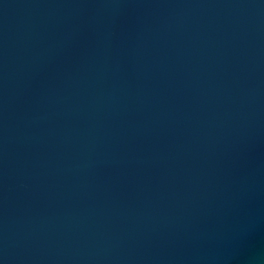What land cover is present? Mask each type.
<instances>
[{
  "label": "water",
  "instance_id": "obj_1",
  "mask_svg": "<svg viewBox=\"0 0 264 264\" xmlns=\"http://www.w3.org/2000/svg\"><path fill=\"white\" fill-rule=\"evenodd\" d=\"M0 264H264V0H0Z\"/></svg>",
  "mask_w": 264,
  "mask_h": 264
}]
</instances>
